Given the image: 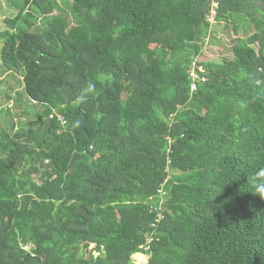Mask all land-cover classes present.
Masks as SVG:
<instances>
[{"label":"trees","instance_id":"16d2710c","mask_svg":"<svg viewBox=\"0 0 264 264\" xmlns=\"http://www.w3.org/2000/svg\"><path fill=\"white\" fill-rule=\"evenodd\" d=\"M8 1L0 264H264V0Z\"/></svg>","mask_w":264,"mask_h":264},{"label":"rangeland","instance_id":"374dc122","mask_svg":"<svg viewBox=\"0 0 264 264\" xmlns=\"http://www.w3.org/2000/svg\"><path fill=\"white\" fill-rule=\"evenodd\" d=\"M58 1L60 2L61 0ZM16 13L17 10L8 0H0V29L2 28L4 17H11L14 16ZM213 24H215V21ZM244 28L245 27L239 29L238 33L236 34L234 33L233 26H230L227 29L223 28L222 25L218 26V31L214 33L212 32L211 38L207 41L208 44H206L205 53L202 57H200V61L206 60L221 62L223 61L224 57H231V48L233 45L232 40L234 38L244 36ZM213 36L215 37L214 40L212 39ZM17 77L18 75H16V80L12 79L11 77V79H9V77H6L5 82H1L2 77H0V109L4 107L7 111L10 108L13 110L14 119L12 120L15 123V127L18 129L22 127H27V121L34 119L35 115L23 114L21 111L22 106H20L15 100L16 92L21 91L22 87L18 84ZM1 117L2 116H0V118ZM1 123L4 124V121H2ZM29 247L30 246H28L27 248ZM92 247H94V245H92L91 248ZM148 261L149 255L141 253L133 255V264H148Z\"/></svg>","mask_w":264,"mask_h":264},{"label":"built area","instance_id":"2783aa9c","mask_svg":"<svg viewBox=\"0 0 264 264\" xmlns=\"http://www.w3.org/2000/svg\"><path fill=\"white\" fill-rule=\"evenodd\" d=\"M213 6H214V9L212 10V14L211 16L209 17L210 21L212 23H214L215 21V15H216V8L218 7V1H214L213 3ZM200 60L199 59H194L192 62H191V70H190V76H191V90H196L198 88V83L199 81H205L207 79L206 76L203 75V72H204V67L203 65L201 64V62H199ZM60 119H62L63 123L65 122V120H63V117H60ZM169 162H171V160H169ZM164 205V201L161 200L158 207L159 208H162ZM158 218L159 219H163L164 218V215L163 213H159L158 214Z\"/></svg>","mask_w":264,"mask_h":264},{"label":"clouds","instance_id":"9594fccd","mask_svg":"<svg viewBox=\"0 0 264 264\" xmlns=\"http://www.w3.org/2000/svg\"><path fill=\"white\" fill-rule=\"evenodd\" d=\"M256 192L259 194L261 197H264V184L257 185L256 187Z\"/></svg>","mask_w":264,"mask_h":264}]
</instances>
